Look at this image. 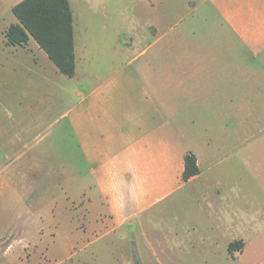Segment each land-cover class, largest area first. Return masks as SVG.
<instances>
[{
	"label": "crops",
	"instance_id": "obj_1",
	"mask_svg": "<svg viewBox=\"0 0 264 264\" xmlns=\"http://www.w3.org/2000/svg\"><path fill=\"white\" fill-rule=\"evenodd\" d=\"M204 1L208 3L207 20L211 18L210 21L219 26L216 28L220 35L218 47L205 45L199 55L186 58L144 59L147 71L143 72L127 73L125 69L111 72L110 66L113 67L115 60L109 59L102 65L106 73L100 72L98 67L94 72L85 68V72L80 73V45L76 44V15L71 4L76 55L73 78L61 74L33 38L23 46H11L5 36L2 49L8 50L10 58L2 64V69L10 73L23 66L38 81L36 88L27 92L34 98L30 105L4 107L0 112L10 118L17 117V120H0V146L5 150L10 146L12 151V155L5 153V159L34 164L37 177L29 180V170L20 169L15 182L0 179V204H3L0 208V253L12 264L22 261L23 252L37 248L31 233L16 231L14 224L30 217L28 213L35 209L30 205L31 194L38 189L49 192L57 187L62 195L60 208L69 214V220L72 206H77L92 210L93 224L103 226L104 221L109 220L116 227L114 229L131 227L179 191L201 183L204 160L224 151L221 145L217 148L211 147L209 142L202 143L196 133L198 117L192 115L184 120L179 113L194 114L204 110L202 105L226 113L236 106L234 112L238 113L239 128L242 125L245 131L247 98L264 97V0ZM203 3L191 12L203 13ZM185 20L186 17L180 21ZM32 39L37 44H33ZM86 58L85 53V61ZM139 60L132 59L127 67ZM167 66H173V71L168 72ZM63 77L69 79V88L63 87L59 101L70 99L72 104L63 116L68 121L56 134L54 123L47 120L55 108L57 96L50 86L54 85V78L62 80ZM235 98H240L242 103ZM56 138L63 143L59 153L55 145L60 140ZM71 140L77 144L78 155L71 149ZM189 154L196 157L200 174L184 182L185 158ZM55 161L63 162L61 170L55 169ZM83 168L88 170L84 172ZM5 170L0 169V178ZM209 195L197 206L205 216L208 232H214L218 224L227 226L247 217L240 203L224 198L222 187L217 186L212 196ZM54 203L52 197V208L38 212L26 222L30 220L31 223L36 217L38 226L53 222L56 219ZM257 208L255 215L263 218L264 213H258ZM192 230V237L197 236L189 244L184 242L188 245L185 249L170 242L154 245L147 239L142 248L134 244L133 255L142 259L160 254L168 258L183 257L190 253L183 251L189 247L195 251L192 245H202L205 240L204 237L197 239L202 235L200 228ZM41 231L37 229L39 235ZM14 232L17 234L11 239ZM165 238L174 240L171 235ZM142 259L140 262L144 264ZM177 259L174 261L182 264V260Z\"/></svg>",
	"mask_w": 264,
	"mask_h": 264
},
{
	"label": "rangeland",
	"instance_id": "obj_2",
	"mask_svg": "<svg viewBox=\"0 0 264 264\" xmlns=\"http://www.w3.org/2000/svg\"><path fill=\"white\" fill-rule=\"evenodd\" d=\"M24 0H0V112L4 107H25L34 98L27 92L36 88L37 79L34 74L19 67L17 72H5L2 64L9 61L8 50H3L6 32L19 24L14 9ZM76 15V44L79 46L80 73L94 72L96 67L102 73L107 71L102 66L109 59L115 60L110 66L112 71L143 72V60L164 57L167 59L186 58L199 55L205 45L218 47L220 35L215 25L207 20L204 0H69ZM203 13H192L191 9L202 5ZM195 3V4H194ZM186 17L184 22L180 20ZM74 37V39H75ZM33 44H37L32 39ZM13 50V49H12ZM12 52V51H11ZM44 56L46 54L42 52ZM85 53L87 60L85 61ZM140 58L133 66L127 67L132 60ZM49 60V59H48ZM51 62V61H49ZM52 64V63H51ZM158 68L159 66H153ZM167 71H173V66H167ZM166 72V70H164ZM57 96L55 108L47 120L54 123L55 133L68 119L64 114L71 108L70 99L59 101L63 87L68 89L69 79L63 77L53 79ZM241 101L240 98H235ZM248 104L244 127L239 128L238 113L232 106L230 113L215 112L214 108L192 113H179L184 120L189 116L198 117L196 133L203 142H209L211 147L224 148L222 153L202 163L203 177L201 183L184 188L173 197L158 205L140 218L131 227L114 229L110 221L102 226L93 224L90 218L92 210L72 206L71 217L60 208L62 195L54 190L38 189L31 194L30 205L35 206L28 215L35 216L38 212L52 208V197L55 199L54 209L56 219L49 224L38 226L36 217L32 222L26 218L21 223L14 224V229L31 233L33 245L22 255L19 264H136L141 257L133 255L135 243L142 248L147 239L154 245L161 246L170 242L173 246L186 248L194 239L191 233L193 227L200 228L202 235L197 238L204 241L195 246V251L189 247L182 253V264H264V217L256 216V208L264 213V97L247 98ZM185 103V101H184ZM206 109H205V108ZM189 112V110H186ZM0 113V120H17ZM245 136V137H244ZM61 137V136H60ZM55 145L56 153L61 152V139ZM71 149L78 155V147L71 140ZM11 147L6 150L0 146V169L6 168L3 177L15 182L19 170H29V180L36 179L34 167L27 162H12L5 159V153L12 155ZM62 161H55V169L61 170ZM24 164V165H23ZM88 168H83L85 172ZM56 180V185H57ZM217 186L223 188L224 198L241 204L246 218L241 222L230 223L227 226L218 224L214 232H208L207 221L198 208V203L205 201L207 194L212 196ZM194 187H198L195 190ZM212 191V192H211ZM33 193V192H32ZM209 195V196H210ZM29 205V206H30ZM74 205V204H73ZM3 207V204H0ZM44 208V209H42ZM29 209L25 210L28 211ZM1 212V210H0ZM41 212V213H42ZM1 215V214H0ZM83 218V219H81ZM85 218V219H84ZM1 219V216H0ZM102 221L104 218H101ZM86 220V221H85ZM53 223V224H52ZM41 228L42 235L37 233ZM195 231V230H194ZM88 233L87 235L84 233ZM17 233H13L12 238ZM172 236L168 241L165 236ZM191 235V236H190ZM41 236V237H40ZM171 239V238H170ZM242 239L240 241H235ZM232 241V242H231ZM231 242V243H230ZM235 243L234 252L229 246ZM156 247V246H155ZM157 248V247H156ZM32 250V251H31ZM44 252H42V251ZM2 249L0 248V252ZM175 257L143 258L144 264H178ZM177 259V260H178ZM141 263V262H140ZM0 264H12L3 253H0Z\"/></svg>",
	"mask_w": 264,
	"mask_h": 264
},
{
	"label": "trees",
	"instance_id": "obj_3",
	"mask_svg": "<svg viewBox=\"0 0 264 264\" xmlns=\"http://www.w3.org/2000/svg\"><path fill=\"white\" fill-rule=\"evenodd\" d=\"M19 24L5 34L7 44L23 46L33 38L56 65L61 74L73 78L76 74L74 17L69 0H24L14 9ZM200 174L196 157L185 158L183 181ZM236 244L230 246L234 252ZM136 264H141L136 261Z\"/></svg>",
	"mask_w": 264,
	"mask_h": 264
}]
</instances>
